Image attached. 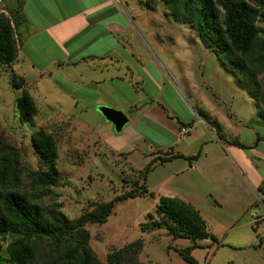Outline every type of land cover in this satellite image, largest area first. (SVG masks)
Listing matches in <instances>:
<instances>
[{
	"label": "rangeland",
	"instance_id": "obj_1",
	"mask_svg": "<svg viewBox=\"0 0 264 264\" xmlns=\"http://www.w3.org/2000/svg\"><path fill=\"white\" fill-rule=\"evenodd\" d=\"M131 1L134 8L142 6V9L135 12V21L123 38L136 47L142 44L144 52L159 62L162 76H166L165 71L173 75L174 90L183 105L170 99L173 94L167 84L161 95L170 99L176 112H179L180 106L183 114L192 113L193 110L196 112V99L208 107H214L216 119L213 118L221 123V132L229 140L246 142L253 129L264 138V125L255 115L254 100L215 55L201 44L192 30L174 21L170 15H165L161 0H148L150 8L143 4V0L142 3L140 0ZM260 9L264 13V6ZM256 24L261 29L260 36L264 37V17H260ZM10 27L13 39H16L13 23ZM15 60L0 67V140L18 153L19 168H24L19 172L22 188L41 192L42 204L57 203L59 210L69 219L88 212L92 208L89 203L107 201L128 190L137 171H142L156 153H149L142 140H139L138 149L132 152L115 153L104 146L103 138L117 132L113 130L111 122L96 110L104 105L97 104L95 108L89 106V88L81 66L78 77L79 73L70 65L63 64L56 70L57 67L49 64L39 69L33 68L31 62ZM10 71L24 78L23 87L34 101L36 113L30 122L18 120L15 99L19 90L10 84ZM179 76L186 81L189 98L186 96V86L179 82ZM258 79L264 82V75L259 74ZM139 90L143 98L145 93L153 91L149 84ZM127 95L133 97L130 92ZM228 109L244 122L237 128L238 139L227 133L232 132L228 122L235 119L228 117ZM124 112L129 114V109L124 107ZM33 130L48 132L55 140L56 186L42 189L31 186L25 175L26 169L42 167L29 140ZM144 132L149 136L152 131L144 129ZM187 137L188 133L180 134L177 139L182 138V142ZM258 143L264 147L262 138ZM245 150L238 147L240 153H246ZM223 152L230 154L226 149ZM181 163L180 159L159 162L155 158L143 181L151 195L117 201L105 222L84 224L89 236L88 246L98 260L106 264L110 251L139 238L141 247L136 259L142 264H192L184 261L174 249L191 244L189 239H171L164 229L139 230L140 224L148 220L149 215L156 217L155 206L160 196H174L190 203L205 221L209 233L216 238V242L197 240L200 247L190 251L196 264H264V246L259 245L258 240L264 237V218H259L264 213V206L259 204L264 198L251 188L247 173L244 171L241 177L239 172L236 181L232 172L229 186H226L228 177L217 176L215 185L209 187L207 181L199 178L195 171H178Z\"/></svg>",
	"mask_w": 264,
	"mask_h": 264
},
{
	"label": "trees",
	"instance_id": "obj_2",
	"mask_svg": "<svg viewBox=\"0 0 264 264\" xmlns=\"http://www.w3.org/2000/svg\"><path fill=\"white\" fill-rule=\"evenodd\" d=\"M165 15L188 26L201 44L208 48L236 80L237 84L256 103L255 115L264 123V37L256 22L264 17L260 9L264 0H161ZM3 3V2H2ZM148 8L151 4L143 0ZM4 5L2 4V7ZM7 10L8 18L16 28L13 39L8 18L0 13V67L11 64L17 54L18 28L23 22L19 5ZM10 84L19 95L15 99L19 122H30L36 113L32 97L23 87L24 78L9 72ZM197 115L216 132L219 123L206 112L197 109ZM30 144L39 157L41 168L26 169L31 186L40 189L57 185L58 170L55 165L57 148L53 136L42 130L29 134ZM231 144L243 148L237 140ZM182 157L172 155L170 158ZM164 162L168 156H155L144 169L137 171L128 190L112 199L89 203L92 208L78 217L69 219L57 203L42 204L41 192L25 190L19 181L20 161L16 149L0 140V264H103L88 246L85 223H103L111 213L114 203L135 196L151 195L144 185L145 173L154 159ZM140 180V181H139ZM156 217L140 224L139 230L164 229L171 239L187 238L191 244L175 248L181 258L196 264L190 251L200 247L197 240L216 238L209 233L205 221L188 202L174 196H160L155 206ZM264 246V237H259ZM141 247L139 238L113 249L106 256V264H142L136 259ZM3 249V251H2ZM232 264V263H229Z\"/></svg>",
	"mask_w": 264,
	"mask_h": 264
},
{
	"label": "crops",
	"instance_id": "obj_3",
	"mask_svg": "<svg viewBox=\"0 0 264 264\" xmlns=\"http://www.w3.org/2000/svg\"><path fill=\"white\" fill-rule=\"evenodd\" d=\"M2 2L8 8L19 5L23 18L18 28L19 45L15 61L31 62L33 68L39 69L49 64L57 67L56 70L63 64L70 65L77 70L78 77L82 69L89 88V106L95 108V105L101 104L118 109L126 116L127 122L120 132L103 138L102 143L106 148L115 153L132 152L138 149L139 140H142L149 153L168 156L165 162L180 159L182 165L178 171H195L199 178L207 181L209 187L215 185L217 176L228 177L226 186H229L232 172L237 181L238 173L242 177L245 171L251 188L257 194L264 195V147L258 143L261 138L264 140L263 136L257 135L253 129L246 142L239 141L237 128L244 122L228 109L230 116H227L235 119L228 122L232 132L227 133L236 137L246 149V153H240L239 146L231 144V140L221 132L223 128L220 122V129L216 132L194 110L183 114L180 106L179 112H176L170 99L180 101L181 105L183 103L174 90L173 75L163 68L166 76H162L159 62L144 52L142 44L136 47L123 38L135 21V12L142 6L134 8L131 0ZM182 78L179 76V82L186 86V96L189 98L186 81ZM146 84L152 86L153 91L145 93L143 98L138 90ZM165 84L173 94L170 99L161 95ZM129 92L133 97L127 95ZM159 100L162 102L159 103ZM198 101L195 99L197 109L216 119L214 107ZM124 107L129 109V114L124 112ZM183 124L191 125L193 131L188 133L186 141L181 142L182 138L177 139L180 136L178 127ZM261 124L264 125L263 122ZM144 129L152 131L151 134L147 136ZM224 149L230 154L223 152ZM178 154L182 157L170 158ZM259 204L264 206V201ZM259 218H264V213Z\"/></svg>",
	"mask_w": 264,
	"mask_h": 264
},
{
	"label": "water",
	"instance_id": "obj_4",
	"mask_svg": "<svg viewBox=\"0 0 264 264\" xmlns=\"http://www.w3.org/2000/svg\"><path fill=\"white\" fill-rule=\"evenodd\" d=\"M97 110L105 120L111 122L113 130L117 133L121 131L122 126L127 122L126 116L118 109L100 106Z\"/></svg>",
	"mask_w": 264,
	"mask_h": 264
},
{
	"label": "built area",
	"instance_id": "obj_5",
	"mask_svg": "<svg viewBox=\"0 0 264 264\" xmlns=\"http://www.w3.org/2000/svg\"><path fill=\"white\" fill-rule=\"evenodd\" d=\"M0 13H3L7 18L9 17L6 9L2 7V0H0ZM8 21L10 23V26H12V20L8 18ZM191 130H192V126L189 124H183L178 127L179 134H187ZM261 196L264 198V195H261Z\"/></svg>",
	"mask_w": 264,
	"mask_h": 264
}]
</instances>
